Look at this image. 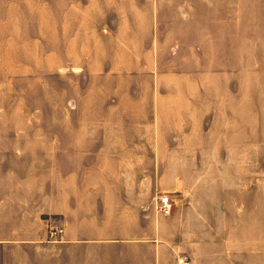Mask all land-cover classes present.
Listing matches in <instances>:
<instances>
[{"label":"rangeland","instance_id":"obj_1","mask_svg":"<svg viewBox=\"0 0 264 264\" xmlns=\"http://www.w3.org/2000/svg\"><path fill=\"white\" fill-rule=\"evenodd\" d=\"M238 4L233 35L230 25L212 23L221 11L227 12L222 0H209L208 37L199 35L193 23L184 24L188 30L178 37L186 45L176 58L169 54L175 35L165 38L157 120L164 147L169 136H181L182 173L192 184L197 180L214 184L222 177L221 166L227 176L234 175L235 207L240 214L255 213V235L263 236L264 0ZM56 5L57 0H0V149L12 150L16 159L11 180L31 185L41 181L40 190L48 193L55 189L58 136H154L157 92L151 72L152 0L140 3L137 12L123 14L127 25L122 36L129 48L143 55V78L89 79L73 72L72 65L84 63V54L94 44L72 41L73 15L57 12ZM182 25L176 21L174 28ZM196 44L202 46L201 53L193 51ZM97 46L91 69L103 68V45ZM112 50L111 68L125 60L127 70H134L129 54ZM170 71L185 75L175 77ZM115 101L120 108L111 107ZM140 119L142 128L137 125ZM1 179L7 177L0 175ZM213 186L201 196L214 197ZM191 191L181 190L171 198L172 212L187 203L184 197ZM200 207L208 213L217 209L215 201Z\"/></svg>","mask_w":264,"mask_h":264},{"label":"crops","instance_id":"obj_2","mask_svg":"<svg viewBox=\"0 0 264 264\" xmlns=\"http://www.w3.org/2000/svg\"><path fill=\"white\" fill-rule=\"evenodd\" d=\"M143 1L57 0V12L73 15L72 41L94 44L84 54V63L72 65V71L89 79L143 78V55L129 48L122 36L127 25L123 14L137 12ZM208 3L152 0L151 72L157 86L151 123L154 136H58L55 189L49 193L40 190L41 181L34 186L11 180L16 159L12 150L0 149V175L7 177L0 180V264H180L183 260L188 264H264V229L263 236L255 235V213L237 211L234 175L227 176L221 166L222 177L214 184L200 180L192 184L182 173L185 150L181 136H169L167 148L159 136L163 43L175 35L169 54L176 58L186 45L178 37L188 30L186 23H193L199 35L208 37ZM223 3L226 14L221 11L222 16L212 23L230 25L233 35L238 0ZM176 21L183 22L178 29L174 28ZM100 43L105 53L100 63L103 68L91 69L93 52L100 49ZM112 48L129 54L134 70H127L125 60L111 68ZM193 51L201 53L202 46L196 44ZM113 106L120 108L118 101ZM139 121L142 128L144 122ZM213 185L214 197L201 196L202 190ZM187 188L193 191L184 197L183 207L168 216L157 215L162 192L172 198ZM207 201H215V213L202 211L200 206Z\"/></svg>","mask_w":264,"mask_h":264},{"label":"built area","instance_id":"obj_3","mask_svg":"<svg viewBox=\"0 0 264 264\" xmlns=\"http://www.w3.org/2000/svg\"><path fill=\"white\" fill-rule=\"evenodd\" d=\"M157 210L162 215H170L172 213V200L169 193H164L160 195L159 201L157 203ZM180 264H188L187 261H182Z\"/></svg>","mask_w":264,"mask_h":264}]
</instances>
